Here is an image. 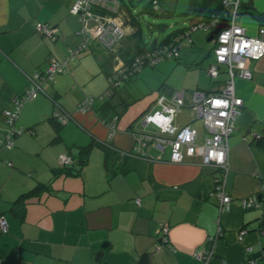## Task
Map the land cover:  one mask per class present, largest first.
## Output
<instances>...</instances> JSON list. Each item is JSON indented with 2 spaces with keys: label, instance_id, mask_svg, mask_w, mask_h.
I'll list each match as a JSON object with an SVG mask.
<instances>
[{
  "label": "crops",
  "instance_id": "crops-1",
  "mask_svg": "<svg viewBox=\"0 0 264 264\" xmlns=\"http://www.w3.org/2000/svg\"><path fill=\"white\" fill-rule=\"evenodd\" d=\"M72 2L0 0V132L7 128L3 110L24 92L30 74L43 73L51 57L68 67L40 80L41 91L24 103L16 120L25 131L14 137L12 147L0 148V216L8 223L7 232L0 233V264H264V56L247 62L250 79L234 76L243 106L228 138L225 190L232 200L221 210L218 196L211 194L218 170L203 165L199 154L171 162L170 136L142 118L155 98L177 90L159 92L141 114H119L108 139L109 124L102 119L111 110L101 118L98 107L106 100L132 104L129 85L144 66L120 86L110 87L111 55L96 40L79 48L81 22L69 11ZM121 5L127 33L117 49L128 61L132 52L125 53L126 45L141 30L132 8ZM39 24L49 25L51 36L39 33ZM261 24L246 21L241 26L255 35ZM159 68L165 69V63ZM226 79L222 72L192 90L178 91L189 100L193 90L219 92ZM104 92L108 98L97 105ZM86 96L94 98L91 107L83 113L75 110ZM64 112L72 116L67 122L53 119ZM173 125L191 126L198 144L206 136L202 119L188 104L175 114ZM143 134L152 137L143 146L146 156L119 155L118 150L135 152ZM159 138L165 141L157 146ZM87 144L91 149L78 172L60 173V157H74ZM260 193L258 205L242 206L244 199ZM163 225L167 240L160 231ZM242 228L246 231L239 238Z\"/></svg>",
  "mask_w": 264,
  "mask_h": 264
},
{
  "label": "built area",
  "instance_id": "built-area-1",
  "mask_svg": "<svg viewBox=\"0 0 264 264\" xmlns=\"http://www.w3.org/2000/svg\"><path fill=\"white\" fill-rule=\"evenodd\" d=\"M225 7L224 16L215 18L208 25L196 24L191 31L198 29L211 31L217 24L227 19V26L222 28L213 37L214 61L207 67L210 78L216 79L222 73V65H225L227 79L219 92L206 93L195 90L191 92L189 100H186L183 91H175L169 96L159 95L154 106L143 115L146 123H153L159 127L160 132L167 133L170 138V161L181 163L184 157L199 154L201 163L209 165L218 170L214 178V186L211 194L219 198L221 210L228 208L232 197L225 190V177L228 172V138L235 130V121L241 113L243 100L235 94L234 76L250 79L251 70L247 66L250 60H258L264 56V24H261L255 35L248 34L239 22L241 0H222ZM120 0H73L69 7L71 14L76 15L81 27L79 33L82 37L80 49L89 46L90 41L96 40L111 55L112 71L110 73V84L112 87L119 86L122 81L136 73L143 66H153L161 62L165 57H177L181 40H190V31L178 34L172 41L152 48H145L143 51L134 54L128 61L119 53L118 46L126 36V26L121 19ZM39 33L51 36L52 29L47 24L37 26ZM68 70L66 62H61L54 57L49 58L47 68L43 73L34 72L28 76V85L21 95L13 98V106L3 110V117L6 123V130L0 132V148L12 147L14 137L25 131L22 127L16 126V120L24 103L33 99L41 91L40 80L51 77L56 73H63ZM92 96H86L79 103L75 110L85 112L93 102ZM186 104L191 106L202 119L206 136L202 142H196V130L185 125L176 128L173 125V118L177 112ZM54 118L61 123L72 118L71 113H56ZM108 139L115 131V124L108 126ZM257 136L256 138H258ZM152 139L151 136L141 135L136 139L135 152L146 156L143 146ZM156 145L165 141V138L156 139ZM161 144V143H160ZM62 165L71 163V157L62 155ZM139 202V199L136 200ZM258 205L257 196H250L242 201L243 207H254ZM8 223L3 216H0V233L7 232ZM264 227V224L262 225ZM167 240V225L160 229ZM246 229L242 228L239 238ZM197 258L203 257L202 253L195 254ZM254 260H251V264Z\"/></svg>",
  "mask_w": 264,
  "mask_h": 264
},
{
  "label": "rangeland",
  "instance_id": "rangeland-1",
  "mask_svg": "<svg viewBox=\"0 0 264 264\" xmlns=\"http://www.w3.org/2000/svg\"><path fill=\"white\" fill-rule=\"evenodd\" d=\"M242 1L252 2V10L256 14L264 11V0ZM120 2L132 8V14L139 23L144 44L153 42L155 39L161 41L172 32L181 28L188 29L192 24L190 14H186L187 11H190L189 0H120ZM149 4L153 6V10L147 8ZM239 20L241 25L246 21L255 26H258L259 23L256 16L250 13L240 12ZM247 32L251 34L254 31L248 26ZM208 33V30L203 29L193 31L190 34V40L186 38L181 41L178 50L179 57H165L163 61L154 66H144L136 76L134 75L135 78L129 85L131 96L128 99L132 102L135 101L129 105L122 103L116 105L120 116L127 115L128 117L129 115L130 117L132 114H141L140 112L148 100L154 99L159 92L166 91L168 88L177 91L185 88L192 90L196 88L197 83L211 81L212 78L207 75L206 66L210 60L214 59V53L212 41L207 40ZM168 61L172 65L169 68ZM164 63L165 69L160 71L159 67ZM221 68L225 70L226 66L222 65ZM141 71L143 72L140 74ZM102 94H104L103 98L95 100L97 105L108 98L105 92ZM182 115L184 114L179 115V119ZM198 123L196 125L201 126V123Z\"/></svg>",
  "mask_w": 264,
  "mask_h": 264
},
{
  "label": "trees",
  "instance_id": "trees-1",
  "mask_svg": "<svg viewBox=\"0 0 264 264\" xmlns=\"http://www.w3.org/2000/svg\"><path fill=\"white\" fill-rule=\"evenodd\" d=\"M252 2L250 3H243L240 5V12L241 13H250L254 16H256L257 20L259 22H262V24H264V12L260 13V14H256L254 13V11L252 10V5H251ZM189 6H190V11H187L186 14H190V20H192V24L190 25V27L187 28H181V29H178L177 31H174L172 32L171 34L167 35L166 37H164L161 41H153V42H150V45L152 47H155V46H159V45H163L165 43H168L169 39L172 38L170 41H172L176 36H178V34L180 33H184L185 31H190L191 33L193 31H191V28L192 26L196 25V24H204V25H208L212 22V20H214L215 18H219V17H223L224 16V13H225V7L222 3V0H189ZM149 7V5L147 6V8ZM149 10H152L150 7H149ZM190 33V34H191ZM190 34H189V37H190ZM209 34V33H208ZM132 37H136L137 39L135 40L134 43H130L129 45L127 44L126 46L128 47L127 49V52H125L126 54H129L132 52V55L131 57L134 56V54H137L141 51H143L147 46H149V44H144L143 42V45L141 43L142 41V38L140 36V32H136V33H133L131 35ZM167 41V42H166ZM182 41V40H181ZM181 43V42H180ZM147 45V46H145ZM110 65L111 62H110ZM222 71V70H221ZM222 72L225 73V70H223ZM135 74V73H134ZM133 76V74L124 79L123 81H127L128 79H130L131 77ZM122 81V82H123ZM121 85V84H120ZM119 85V86H120ZM110 87H111V84H110ZM122 104L124 105H127V101L124 100V101H121ZM98 110H99V114H100V117L103 118V116L105 117V115H108V112L111 110V115H109V118H104L102 120H104L105 122H108V124H110L111 122L115 121L119 115V112L116 108V105H112L108 100H106L105 102H103L99 107H98ZM54 119V117H53ZM58 123H60L58 120H56ZM57 123V126L56 128L59 127V124ZM60 128V127H59ZM58 136H56L54 138V141H57L58 140ZM260 139V138H258ZM105 142H109L108 140L105 141ZM109 147L115 149V151L117 152L118 149H116L114 146H111L110 144H107ZM91 149V145L90 144H87V145H83V146H79V150H78V153L72 157L71 155V163L74 162L75 166L73 165H66V166H61L63 167V169H59L60 173H64V174H68L69 172H71V174H76L78 172V170L81 168V166L85 163V161L87 160V154L89 153ZM119 151V155L120 156H123V155H138L136 154L135 152L133 151H122V150H118ZM139 156V155H138ZM74 158V159H73ZM57 176V174L55 173V177ZM40 189V186H37L36 188H34L32 190L33 193H36L37 190ZM29 195L28 193L24 194L21 196V198L25 197ZM145 258H143L142 260H144Z\"/></svg>",
  "mask_w": 264,
  "mask_h": 264
},
{
  "label": "water",
  "instance_id": "water-1",
  "mask_svg": "<svg viewBox=\"0 0 264 264\" xmlns=\"http://www.w3.org/2000/svg\"><path fill=\"white\" fill-rule=\"evenodd\" d=\"M227 26V19H223V20H221L218 24H217V26L215 27V28H213L211 31H210V33H209V35H208V37H207V40L208 41H210V40H212L213 39V37L222 29V28H224V27H226ZM255 137H257V136H255ZM260 137V136H259ZM261 197H262V194L260 193V194H258L257 195V198L258 199H261Z\"/></svg>",
  "mask_w": 264,
  "mask_h": 264
},
{
  "label": "flooded vegetation",
  "instance_id": "flooded-vegetation-1",
  "mask_svg": "<svg viewBox=\"0 0 264 264\" xmlns=\"http://www.w3.org/2000/svg\"><path fill=\"white\" fill-rule=\"evenodd\" d=\"M258 199V198H257Z\"/></svg>",
  "mask_w": 264,
  "mask_h": 264
}]
</instances>
